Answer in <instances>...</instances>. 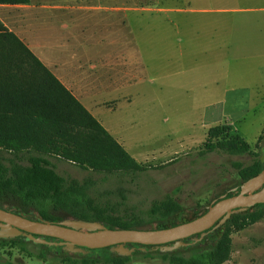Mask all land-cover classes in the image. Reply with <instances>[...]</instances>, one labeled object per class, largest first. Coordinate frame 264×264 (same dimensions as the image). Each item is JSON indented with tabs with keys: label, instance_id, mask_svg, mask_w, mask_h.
I'll list each match as a JSON object with an SVG mask.
<instances>
[{
	"label": "rangeland",
	"instance_id": "obj_1",
	"mask_svg": "<svg viewBox=\"0 0 264 264\" xmlns=\"http://www.w3.org/2000/svg\"><path fill=\"white\" fill-rule=\"evenodd\" d=\"M141 3L153 9L152 19L157 18L159 27L169 28L172 45L168 50L174 55L181 51L190 59L180 68L165 64L159 55L157 94L150 96L149 84L143 82L134 103L108 113V123H104L107 127L111 124L115 136L125 140L123 146L131 156L150 167L135 174L105 175L63 160L50 158V161L59 174L80 181L91 178L94 184L89 194L96 203L113 206L119 214H138L143 219L141 225H148L146 211L152 200L169 194L185 210L197 204L204 206L236 183L234 162L243 165L251 162L253 155L248 153H202L209 127L229 125L250 144L251 151L264 149L263 93L257 87L248 90L240 86L245 84L243 80L264 72L255 71L256 61L246 56L245 49L235 47L236 42L221 49L222 63L211 60L199 64L197 59L203 55L198 52L195 31L199 23H213L215 19L264 26V0H141ZM65 19L60 13L56 18L58 38L67 34L61 28ZM53 34L48 40L51 54ZM163 50L159 48V52ZM215 51L218 49H211ZM59 216L62 218L63 214ZM14 238V246L6 243L0 247V264H63L61 256L81 257L78 252L55 253L57 247ZM231 238V254L223 264H264V216L232 232ZM104 251L94 248L83 254L99 257ZM171 251L183 256L190 254V249L184 247ZM39 253L42 257H37ZM158 253L139 252L128 264H169Z\"/></svg>",
	"mask_w": 264,
	"mask_h": 264
},
{
	"label": "trees",
	"instance_id": "obj_2",
	"mask_svg": "<svg viewBox=\"0 0 264 264\" xmlns=\"http://www.w3.org/2000/svg\"><path fill=\"white\" fill-rule=\"evenodd\" d=\"M27 2L0 0L9 4ZM211 151L248 153L253 158L246 165L234 162L236 183L204 206L197 204L185 210L169 194L152 200L146 211L151 228H167L197 217L221 196L236 194L244 181L263 168L264 149L251 151L250 144L226 124L208 128L201 152ZM50 158L105 175L135 174L150 167L133 158L0 20V208L50 222L74 218L121 229L142 224L138 214H119L113 206L96 203L89 194L94 184L91 178L80 181L59 174ZM59 213L63 214L62 218ZM263 216L264 202L236 208L223 223L217 221L203 232L181 239L185 244L179 247L189 248L188 256L160 249L172 242L126 243L134 247L129 255L103 247L105 251L98 257L83 254L89 249L84 248V252H78L80 258L61 256L60 261L63 264H128L137 253L149 254L155 250L169 264H223L231 254L232 232L252 225ZM6 243L14 246L15 238H0V247Z\"/></svg>",
	"mask_w": 264,
	"mask_h": 264
},
{
	"label": "crops",
	"instance_id": "obj_3",
	"mask_svg": "<svg viewBox=\"0 0 264 264\" xmlns=\"http://www.w3.org/2000/svg\"><path fill=\"white\" fill-rule=\"evenodd\" d=\"M127 1L29 0L18 4L0 3L3 24L122 146L125 140L115 136L111 124L108 127L104 124L108 123V113L130 107L135 97L141 94L143 82H148L150 96L157 94L159 55L165 59V64L179 65L180 68L190 62L183 52L174 55L168 50L172 45L168 39L170 30L167 26L159 27L156 17L152 19V8L143 6L141 0ZM58 12L66 18L61 28L67 34L61 38L55 34ZM195 31L199 41L198 52L203 55L197 59L199 64L211 60L222 63L224 53L221 49L236 42L235 47L245 49L246 56L256 61L255 71L264 72L263 25L215 19L213 23H199ZM51 32L55 37L52 54L48 41ZM159 48L165 50L159 52ZM211 49L218 51L211 52ZM252 76L251 80H243L245 84L240 86L248 90L257 87L264 96V74Z\"/></svg>",
	"mask_w": 264,
	"mask_h": 264
},
{
	"label": "water",
	"instance_id": "obj_4",
	"mask_svg": "<svg viewBox=\"0 0 264 264\" xmlns=\"http://www.w3.org/2000/svg\"><path fill=\"white\" fill-rule=\"evenodd\" d=\"M264 202V152L263 168L255 176L244 181L236 194L221 196L207 205L197 217L167 228L153 229L150 225L136 228H107L100 222L64 218L57 222L44 219H29L23 214L0 208V238L25 235L39 244H57L41 236L60 239L66 249L84 252V248L109 247L120 255H129L134 247L125 244H165L160 249L171 251L184 245L181 239L203 232L217 221L223 223L236 208ZM37 235V236H34Z\"/></svg>",
	"mask_w": 264,
	"mask_h": 264
},
{
	"label": "flooded vegetation",
	"instance_id": "obj_5",
	"mask_svg": "<svg viewBox=\"0 0 264 264\" xmlns=\"http://www.w3.org/2000/svg\"><path fill=\"white\" fill-rule=\"evenodd\" d=\"M34 236H37V235H34ZM17 237H21L22 239H25V240H28L26 238L25 235H18ZM43 237L44 239L48 240V241H51V242H55L57 244H51V246H54V247H57L58 249H54L55 253H58V251L60 250V252H63V251H69L68 249H66L64 247L63 244H59V242L61 241L60 239H57V238H54V237H49V236H41ZM47 246V244H44Z\"/></svg>",
	"mask_w": 264,
	"mask_h": 264
}]
</instances>
